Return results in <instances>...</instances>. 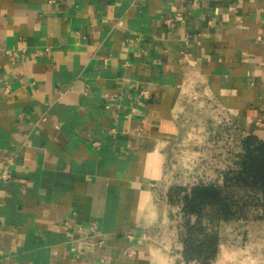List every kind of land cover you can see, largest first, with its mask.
Wrapping results in <instances>:
<instances>
[{
    "label": "crops",
    "instance_id": "obj_1",
    "mask_svg": "<svg viewBox=\"0 0 264 264\" xmlns=\"http://www.w3.org/2000/svg\"><path fill=\"white\" fill-rule=\"evenodd\" d=\"M172 2L0 0V264H152L148 168L190 83L264 131V0Z\"/></svg>",
    "mask_w": 264,
    "mask_h": 264
},
{
    "label": "rangeland",
    "instance_id": "obj_2",
    "mask_svg": "<svg viewBox=\"0 0 264 264\" xmlns=\"http://www.w3.org/2000/svg\"><path fill=\"white\" fill-rule=\"evenodd\" d=\"M186 87L177 138L164 159L148 168L149 208L154 211L149 229L152 264H264V207L256 204L249 190L224 189L242 207V213L228 220L211 222L214 214L209 206L197 215L182 210L186 194L182 189L199 184L222 186L226 171L239 167L243 138L254 134L264 139V131H250L238 123L199 84ZM187 224L195 225L190 239L215 232L214 257L204 262L184 259ZM200 228L202 234H198Z\"/></svg>",
    "mask_w": 264,
    "mask_h": 264
},
{
    "label": "trees",
    "instance_id": "obj_3",
    "mask_svg": "<svg viewBox=\"0 0 264 264\" xmlns=\"http://www.w3.org/2000/svg\"><path fill=\"white\" fill-rule=\"evenodd\" d=\"M242 146L239 167L237 170L226 171L222 186L199 184L189 190L182 189L186 191L182 198V210L185 214L197 215L204 207L209 206L214 214L211 222L236 217L240 211L242 213V207L231 191L224 193L225 188L249 190L256 196V204L264 207V139L248 134L243 138ZM194 226L186 225L188 238L184 240V259L208 261L217 252V236L215 232L203 233L200 228L198 234L203 233L202 237L190 239L189 235Z\"/></svg>",
    "mask_w": 264,
    "mask_h": 264
},
{
    "label": "built area",
    "instance_id": "obj_4",
    "mask_svg": "<svg viewBox=\"0 0 264 264\" xmlns=\"http://www.w3.org/2000/svg\"><path fill=\"white\" fill-rule=\"evenodd\" d=\"M198 2L199 0H173V2L170 4V11L172 13L170 19L176 18L179 20V22H184L187 15H189L191 11L198 5ZM185 4L187 5L186 8H184ZM139 94L143 98L150 97L149 91L144 88L139 91ZM106 107H108V105ZM94 144L97 143L94 142ZM10 164L11 162L8 161L1 170L0 181L7 180L12 177V171L9 169ZM76 229L79 232V236L70 241V244L66 249V253L72 254L75 257H79L84 253V251L87 248H94L95 246H101L104 243V239L102 237H99L98 234L100 233L98 232V229L94 223L88 224L85 227L79 225L76 227ZM85 230L88 232L87 235H83ZM128 237L131 238V235H128ZM125 253L131 255L135 253V248L132 247L129 251ZM83 264H87V263L84 262Z\"/></svg>",
    "mask_w": 264,
    "mask_h": 264
}]
</instances>
